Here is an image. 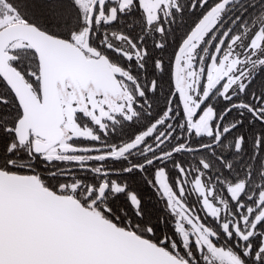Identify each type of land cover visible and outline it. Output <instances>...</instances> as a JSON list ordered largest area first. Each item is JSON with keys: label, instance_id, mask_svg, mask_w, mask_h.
<instances>
[{"label": "snow or ice", "instance_id": "obj_1", "mask_svg": "<svg viewBox=\"0 0 264 264\" xmlns=\"http://www.w3.org/2000/svg\"><path fill=\"white\" fill-rule=\"evenodd\" d=\"M0 264H264V0H0Z\"/></svg>", "mask_w": 264, "mask_h": 264}]
</instances>
